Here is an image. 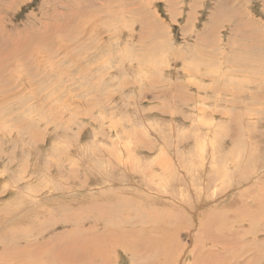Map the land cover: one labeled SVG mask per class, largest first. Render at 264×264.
<instances>
[{
	"label": "rangeland",
	"instance_id": "obj_1",
	"mask_svg": "<svg viewBox=\"0 0 264 264\" xmlns=\"http://www.w3.org/2000/svg\"><path fill=\"white\" fill-rule=\"evenodd\" d=\"M262 189L264 0H0V264H264Z\"/></svg>",
	"mask_w": 264,
	"mask_h": 264
},
{
	"label": "bare ground",
	"instance_id": "obj_2",
	"mask_svg": "<svg viewBox=\"0 0 264 264\" xmlns=\"http://www.w3.org/2000/svg\"><path fill=\"white\" fill-rule=\"evenodd\" d=\"M68 4V3H67ZM193 84V83H192ZM118 114V113H117ZM94 132V131H93ZM92 135H94L93 133H92ZM94 137V136H93ZM47 147V146H46ZM54 150V149H53ZM181 150V149H180ZM85 151V150H84ZM105 159V158H104ZM129 159V158H128ZM130 161V160H129ZM75 162V161H74ZM167 162V161H166ZM160 163H162V165H163V168H167V167H165L166 165H164V163L163 162H160ZM170 163H171V161H170ZM169 164V163H168ZM129 165V164H128ZM161 165V164H160ZM194 165V164H193ZM229 166V165H228ZM160 167H162V166H160ZM260 167H262V164H261V166ZM160 169V168H159ZM164 169V170H165ZM169 169V168H168ZM172 169V168H171ZM174 169V168H173ZM168 172L170 171V169L169 170H167ZM202 171V170H201ZM160 172V171H159ZM163 172V171H162ZM218 172V171H217ZM227 173H228V171H227ZM162 174V173H161ZM165 174V173H164ZM201 174H204V173H201ZM200 173H199V177H202V175H201ZM205 174H206V172H205ZM204 174V175H205ZM221 174V173H220ZM222 174H223V170H222ZM35 176V175H34ZM173 176V175H172ZM167 177V176H166ZM165 177V175H164V179L165 180H167V178ZM161 178H163V177H161ZM198 178V177H197ZM193 179H195V178H193ZM164 180V181H165ZM191 180V179H190ZM200 180V179H199ZM201 180H203V178L201 179ZM193 181V180H192ZM195 181V180H194ZM204 181V180H203ZM208 181V180H207ZM197 182V181H196ZM202 182V181H201ZM11 183V185H12V182H10ZM224 183V182H223ZM197 184V183H196ZM195 184V185H196ZM48 185V184H47ZM198 185V184H197ZM263 185V184H262ZM16 185H14V187H15ZM29 186V185H28ZM31 186V185H30ZM38 186V185H37ZM207 186V185H206ZM55 187V186H54ZM165 187V186H164ZM197 187V186H196ZM196 187H194V188H196ZM199 187V186H198ZM35 188V187H34ZM47 188V187H46ZM57 188V187H56ZM55 188V189H56ZM14 189H16V188H14ZM202 189V188H201ZM26 190V189H25ZM46 190V189H45ZM47 190H49L48 188H47ZM61 190H62V187H61ZM263 191H261V193L263 192L264 193V189H262ZM19 191V190H18ZM17 190H15L14 192H18ZM27 191V190H26ZM67 191H68V189H67ZM66 190H65V192H67ZM78 191V190H77ZM38 192V191H37ZM48 192V191H47ZM55 192V191H54ZM70 192V191H69ZM51 193V194H50ZM59 192H57V193H53V189L52 190H50L47 194H45L46 196V198L48 199L49 197H51V196H53V195H55V194H58ZM62 193V192H61ZM61 193H59V195L61 194ZM50 194V195H49ZM70 194V193H69ZM163 194V193H162ZM230 194V193H229ZM13 195H16V194H14L13 193ZM65 195V194H64ZM30 196V195H29ZM28 196V197H29ZM36 196V195H35ZM260 197H262V195L260 196ZM260 197H258V198H256V200L257 199H262V198H260ZM43 198V197H42ZM29 199V198H28ZM41 199V198H40ZM27 200V199H26ZM49 200V199H48ZM183 200V199H182ZM263 200H264V197H263ZM37 201V200H36ZM38 201H39V199H38ZM42 201V200H41ZM40 201V202H41ZM56 201V200H55ZM26 202V201H25ZM53 202V201H52ZM50 204V203H49ZM24 205L22 204V207H23ZM35 207V204L31 201V200H27V203H26V205H25V208L24 209H35L34 208ZM26 211V210H25ZM66 224H68V223H66ZM65 225V224H64ZM205 228V227H204ZM203 229V228H202ZM111 233V232H110ZM109 233V234H110ZM108 239V238H107ZM109 240V239H108ZM40 242V241H39ZM38 242V243H39ZM36 243V242H35ZM42 243V242H41ZM116 243V242H115ZM119 243V242H118ZM210 243V242H209ZM70 243L68 242V241H63L62 242V244H61V246L63 247L64 246V250H66L67 251V246L69 245ZM39 245V244H38ZM48 245V244H47ZM97 245V244H96ZM113 245H115V244H113ZM126 245V244H125ZM40 246V245H39ZM50 246V245H49ZM70 246H72V245H70ZM46 247H48V246H46ZM96 247H99V246H96ZM128 247V246H127ZM221 247V246H220ZM34 248H36V247H33V249ZM42 248H44V247H42ZM42 248H41V250H42ZM89 248V247H88ZM92 248V247H91ZM131 249H132V247H130ZM40 249V248H39ZM44 250V249H43ZM53 250V249H52ZM51 250V251H52ZM58 250V249H57ZM90 250V249H89ZM34 251H36L35 249H34ZM54 251H55V249H54ZM91 251H93V250H91ZM44 252V251H43ZM47 252V251H46ZM53 252V251H52ZM51 252V253H52ZM61 252V251H60ZM59 252V253H60ZM96 252V251H95ZM242 252H244V251H242ZM4 253V252H3ZM50 253V252H49ZM54 254H55V252H53ZM52 253V254H53ZM149 253V252H148ZM158 253V252H157ZM245 253V252H244ZM244 253H242V254H244ZM6 254V253H5ZM61 254H63V255H65V253L64 252H62ZM93 254V253H92ZM98 254L99 253H96L95 255H97L98 256ZM247 255V254H246ZM1 256H2V254H1ZM42 256V255H41ZM59 256H60V254H59ZM62 256V255H61ZM84 256V255H83ZM158 256V255H157ZM237 257H239V256H241V255H236ZM40 257V256H39ZM43 257V256H42ZM55 257V256H54ZM57 257V256H56ZM69 257V256H68ZM65 257V259H69V260H71V258L69 257ZM80 257H81V255H80ZM235 257V256H234ZM53 258V257H52ZM60 258V257H59ZM51 259V258H50ZM60 259H64V257L63 258H60ZM64 259V260H65ZM73 259V258H72ZM90 259V258H89ZM232 259H234V261H236V262H234ZM239 259H241V257L239 258ZM239 259H238V261L237 260H235V258H230V260H228V262H234L233 264H235V263H237V262H239ZM264 259V258H263ZM59 260V259H58ZM27 261V260H26ZM68 261V260H67ZM84 261V260H83ZM176 261V260H175ZM174 261V262H175ZM42 262V261H41ZM58 262V261H57ZM70 262V261H69ZM85 262V261H84ZM211 262V261H210ZM38 263H40V262H38ZM206 263V262H205ZM226 264H227V262H225ZM224 262H222L221 264H225ZM83 264H85V263H83ZM216 264H219V263H216ZM230 264V263H229Z\"/></svg>",
	"mask_w": 264,
	"mask_h": 264
}]
</instances>
